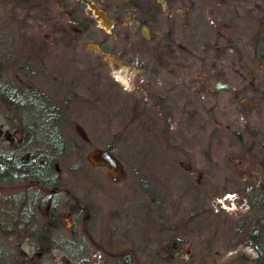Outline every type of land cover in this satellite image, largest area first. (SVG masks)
<instances>
[{
  "label": "rangeland",
  "instance_id": "rangeland-1",
  "mask_svg": "<svg viewBox=\"0 0 264 264\" xmlns=\"http://www.w3.org/2000/svg\"><path fill=\"white\" fill-rule=\"evenodd\" d=\"M60 8L56 15L62 14ZM229 13V26L217 29L227 39L215 38L218 31L206 13L200 49L190 53L199 60L202 78L215 71L214 77L222 74L239 91L208 92L205 87L198 98L180 91L188 106H181L177 119L168 124L162 107L147 104L141 81L84 48L72 53L53 44L59 37L40 27L44 13L37 12V0H0L4 80L27 78L67 102L60 125L68 148L58 168L67 188L76 193L69 205L80 197L94 207L88 215L90 238L76 232L80 241L86 237L83 257L92 264H121L118 252L130 249L152 264H252L236 255L257 256L253 240L243 233L258 216L244 187L264 183V20H258L264 0H232ZM14 33L16 44L7 45ZM214 77L205 82L211 84ZM19 113L0 100V147L11 149L20 140L15 126ZM108 145L121 163L117 179L88 157ZM7 185L3 192L38 186L29 179ZM56 220L61 234L72 237L75 216L68 203ZM11 232L10 251L37 254L27 231L6 234ZM46 243L54 264H75L71 250Z\"/></svg>",
  "mask_w": 264,
  "mask_h": 264
},
{
  "label": "flooded vegetation",
  "instance_id": "flooded-vegetation-1",
  "mask_svg": "<svg viewBox=\"0 0 264 264\" xmlns=\"http://www.w3.org/2000/svg\"><path fill=\"white\" fill-rule=\"evenodd\" d=\"M57 6L62 8L61 15L54 12ZM231 7L232 0H37V12L44 13L40 27H47L49 36L59 37L50 38L53 44L72 53L84 48L106 65L141 81L147 104L162 107L168 124L177 119L175 114L181 106H188L180 91L198 98L205 87L215 92L211 88L217 79L230 82L222 74L214 77L215 71L202 78L200 67H196L199 60L190 52L200 49L205 14H209L213 29L225 28ZM95 8L104 12V18ZM221 8L227 9L225 15L219 13ZM263 19L262 13L258 20ZM216 36L227 39L221 31ZM209 77L215 78L211 84L205 82ZM17 83L21 90L31 82L20 79Z\"/></svg>",
  "mask_w": 264,
  "mask_h": 264
},
{
  "label": "trees",
  "instance_id": "trees-1",
  "mask_svg": "<svg viewBox=\"0 0 264 264\" xmlns=\"http://www.w3.org/2000/svg\"><path fill=\"white\" fill-rule=\"evenodd\" d=\"M10 24L8 25L12 29L13 25ZM16 40L15 35L7 41V45L10 42L15 45ZM1 42L0 100L3 104L7 101L12 108L20 110L16 116L19 122L15 126L19 128L21 138L11 149L0 147V264H54L52 253L45 251L46 240L50 242L48 247L71 250L75 264H92L88 258L83 257L86 237L80 241L76 232L79 229L90 238L88 215H92L94 207L88 201H81L80 197L77 198L79 203L69 205L71 198H76V193L67 188L58 168L60 161L66 157L68 148L67 138L60 125L63 106L67 102L57 100L41 88L32 87L30 84H26L25 88L22 87L19 90L13 84L7 83L4 80L5 38H2ZM34 51L37 50L34 48ZM261 54V61L264 62V51ZM102 149L114 153L109 145ZM20 179L36 182L37 189L27 187L24 188L25 191L19 189L9 193L3 192V189L11 186L7 184L15 183ZM263 184V182L257 185L252 183L249 187H244V191L247 192V201L258 216L254 222L251 221L245 225L243 233L253 240L257 256L248 257L245 253L238 252L236 257L252 264H264V247L260 243L261 232L264 230ZM61 193H63L61 198L64 200L62 204L59 201ZM67 203L68 210L75 216L72 237H64L60 231L62 228L56 225L57 215H60ZM41 216H45L47 220L43 221V218L41 220ZM37 219L43 221L41 232H37ZM255 230L257 231L254 232ZM9 231H27L30 234L28 238L34 244L37 254L27 255L18 250L10 251L8 243L12 240L14 232L7 235L6 232ZM37 239L41 241L40 246L37 244ZM118 254L121 264H152L141 260L133 249L127 253L118 252Z\"/></svg>",
  "mask_w": 264,
  "mask_h": 264
},
{
  "label": "water",
  "instance_id": "water-1",
  "mask_svg": "<svg viewBox=\"0 0 264 264\" xmlns=\"http://www.w3.org/2000/svg\"><path fill=\"white\" fill-rule=\"evenodd\" d=\"M95 13L98 16H102L104 18V12H100L97 8H95ZM101 23L104 24V21L101 20ZM109 28V27H107ZM261 66L264 68V63L261 64ZM211 90L217 91V90H229L232 92H236L238 90L237 86L229 83L224 82L221 79H218L214 85L212 86ZM89 159L90 161L95 164H104L107 168L108 173L113 178H119L121 175V163L119 159L110 151L108 150H95L91 151L89 153Z\"/></svg>",
  "mask_w": 264,
  "mask_h": 264
}]
</instances>
